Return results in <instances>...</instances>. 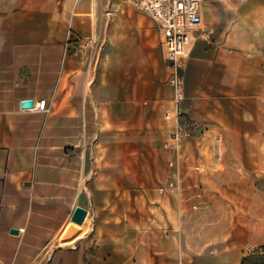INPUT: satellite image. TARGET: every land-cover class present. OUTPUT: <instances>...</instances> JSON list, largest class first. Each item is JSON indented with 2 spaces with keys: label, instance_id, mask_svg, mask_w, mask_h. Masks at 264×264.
<instances>
[{
  "label": "crops",
  "instance_id": "crops-1",
  "mask_svg": "<svg viewBox=\"0 0 264 264\" xmlns=\"http://www.w3.org/2000/svg\"><path fill=\"white\" fill-rule=\"evenodd\" d=\"M202 13L214 34L193 32L178 108L145 11L0 0V264H241L264 246V0ZM181 118L198 128L176 144Z\"/></svg>",
  "mask_w": 264,
  "mask_h": 264
},
{
  "label": "built area",
  "instance_id": "built-area-1",
  "mask_svg": "<svg viewBox=\"0 0 264 264\" xmlns=\"http://www.w3.org/2000/svg\"><path fill=\"white\" fill-rule=\"evenodd\" d=\"M150 15L157 23L167 65L172 74L169 83L174 91V102L179 108L185 99V83L183 67L193 44V32L201 30L211 38L214 29L207 28L203 19L204 0H125ZM36 108L48 110L46 100L37 102ZM167 118L171 113L166 114ZM198 125L194 122L179 125L172 133L170 141L179 144L186 138L192 137Z\"/></svg>",
  "mask_w": 264,
  "mask_h": 264
},
{
  "label": "water",
  "instance_id": "water-1",
  "mask_svg": "<svg viewBox=\"0 0 264 264\" xmlns=\"http://www.w3.org/2000/svg\"><path fill=\"white\" fill-rule=\"evenodd\" d=\"M21 106L23 108H32L34 107V100L33 99H25L21 102ZM87 215V209L78 206L76 207L72 217H71V223L67 225L65 230L63 231L60 241L61 242H67L69 240L74 239L81 231L85 217ZM12 233H17L18 231L15 229L11 230Z\"/></svg>",
  "mask_w": 264,
  "mask_h": 264
},
{
  "label": "trees",
  "instance_id": "trees-1",
  "mask_svg": "<svg viewBox=\"0 0 264 264\" xmlns=\"http://www.w3.org/2000/svg\"><path fill=\"white\" fill-rule=\"evenodd\" d=\"M181 123L185 125V121H184L183 118H181ZM257 256L261 260V261L258 260V263L259 264H264V246L254 250L251 253H249L248 255H246L242 259V263L241 264H248L250 261L256 259Z\"/></svg>",
  "mask_w": 264,
  "mask_h": 264
},
{
  "label": "rangeland",
  "instance_id": "rangeland-1",
  "mask_svg": "<svg viewBox=\"0 0 264 264\" xmlns=\"http://www.w3.org/2000/svg\"><path fill=\"white\" fill-rule=\"evenodd\" d=\"M262 184H264V183H262ZM257 249H258V248H257ZM255 250H256V249H255ZM259 250H260V249H259ZM258 260L261 261V260L258 258V256H257L256 259L250 261L248 264H259V263H258Z\"/></svg>",
  "mask_w": 264,
  "mask_h": 264
}]
</instances>
